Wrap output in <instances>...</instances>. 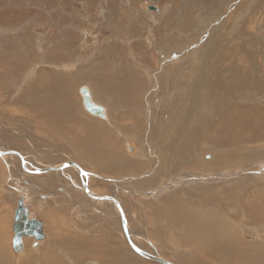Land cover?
Wrapping results in <instances>:
<instances>
[{
    "label": "bare ground",
    "instance_id": "bare-ground-1",
    "mask_svg": "<svg viewBox=\"0 0 264 264\" xmlns=\"http://www.w3.org/2000/svg\"><path fill=\"white\" fill-rule=\"evenodd\" d=\"M239 2L238 0H233L227 6L232 10V7ZM243 5H239L234 10L241 14L239 17L235 16L237 19L232 22L233 25L232 23L226 25L225 19H221L222 17L220 18V16L218 18L215 17L217 20L213 21L214 23L208 36L213 33L216 37L211 42H205L207 40L205 37L203 43V48L205 49L199 52L198 56L200 58L197 59V63L192 61L194 64L189 65L190 67L186 69L179 61L180 59H177L176 67L171 68V72L164 76L165 80H163L164 78L159 80L157 76H154L155 72L153 74V83H149L146 79L144 80L134 71L128 73L126 65H113V62L110 63L111 61L108 60L109 58H107L106 62L108 63L107 66H112L111 68H106V63H103L101 67L98 63L88 64L84 60V63L81 62L75 71L71 70L73 67L68 65L72 60L70 51L66 52L68 49H63V47L54 48L53 54L48 53L47 63L57 65V67L54 66L53 70L44 71L45 75L42 80L45 84L43 87L26 86L21 90V96L16 101L17 104L24 108L30 107L29 111H32L33 114L38 113L50 126H56L55 130L58 134L63 135L65 138L75 139L70 147L59 145L57 150L53 148L57 151L58 154L56 153V155L60 157V160L67 155H70V159H63V163L58 162L59 164L57 163V165L55 163L52 166L45 164L39 159L40 157L38 158L39 153H37V150H31V147L26 149L28 144L25 138H20L7 129L5 131L0 129V137L2 139L0 140V152L2 153L0 155V180L6 174H18L19 177L21 175L22 177L31 176L33 184L31 182L29 184L32 187L27 186L22 190L28 195L33 191L38 197L40 195L38 188H41L40 184H42V191L40 192L50 194V198L42 201L40 197L39 201L48 207L51 206V208L56 207L59 202L69 206L73 200L74 193H83V195L80 194L83 196L82 201L86 199L84 196H88L90 199L87 198V202L90 204L88 207L92 206L95 211L102 213L104 218L108 217V211L112 212V215L119 221L118 228L120 225L121 229L123 228L122 218L124 215L128 232H121V236L125 238L131 247L133 246L143 252L161 258H163L161 252L152 243H150V246L153 248L154 253H151L152 251H149L147 247L136 241V237L139 238L138 240L142 239L146 242L147 238L138 236L132 230V227L130 228L128 209L125 201L120 196V190H127L125 189L126 186L139 191H155L158 188H164L163 192L167 194L163 195L164 193H161L160 197L155 195V197L158 196L156 197L158 202L154 201L151 205L152 210L158 212L157 217L154 215V222L156 223L161 217H168L166 220L172 226L178 228L180 232L182 231L180 238L182 243L185 242L183 243L185 244L184 246L195 247L200 251L203 250L204 254L209 253L210 257L222 261L223 264H228L230 259L245 261V257H252V255L245 253L247 249L238 242L240 241L239 235H237L239 230H236L237 228L233 229L228 222H226V225L223 220L225 219L226 209L233 208L240 201L241 204L246 203L245 205L252 218L257 221L264 219V145L261 147L258 145L264 143V77L262 75L258 76L256 73L260 70V66L263 68L264 65L259 64L260 66L258 67L252 64L250 62V54H248L249 59L243 60L241 59L242 57L239 58V55L246 57L248 53L240 48L243 42L238 43L236 41L238 39H234L236 36L238 38V34L233 37L237 30V32L246 33L243 21L245 19L242 14L245 10ZM216 14L218 15V13ZM17 17L19 20L18 15ZM125 21L127 20L121 18L122 26L125 25ZM224 31L226 32L225 34ZM219 32L222 33L217 36ZM239 35L241 34L239 33ZM245 37H247L246 34L243 35V40ZM228 41L231 42L229 43ZM246 41H249L248 38H245ZM231 44L235 47L237 46V49L235 50L231 47ZM109 55L112 56V52ZM175 57L179 58L178 53L174 55ZM261 57H258L259 60ZM167 58L173 59L169 55ZM42 60L45 61L44 59ZM5 63H0V68H2L0 83L5 80H8V83L10 81L15 82L17 80L16 75L22 70L23 64L18 62L12 64L9 61L12 65L10 69H6ZM59 70L63 71L60 72ZM89 72L93 73L95 81L99 80V78L102 79L100 74H104L105 79H108L100 84L98 90H95L99 98L105 101L108 108L96 100L95 92L91 90L90 86L85 87L87 90L86 97L94 105L103 109L101 115L94 116L96 119H102V123L98 122V120L80 119L76 108L67 99L74 84L91 74ZM261 72H264V68ZM79 90L82 98V109L86 110L83 103L84 95L81 93V88ZM86 112L88 111L86 110ZM132 121L133 123L128 126L122 125ZM142 121L147 123V125L145 124L144 136H142L144 133H139L142 129L140 127ZM70 124L78 128L69 127ZM135 135H137V138ZM146 135H149L153 141L152 146L150 143H146L144 139ZM128 136L136 139L137 144L141 146L139 147L140 157L133 158L126 152L130 151L128 143L124 144ZM110 141L114 144H109ZM201 146L209 147L208 150L212 154L210 161H205L203 160L204 158L201 160ZM123 147L125 150H121ZM205 153L202 157L205 156ZM41 159L43 158L41 157ZM55 161H57L56 158ZM50 167L62 169L47 173L37 172L38 169ZM226 167H230V170H225ZM253 167L259 168H254V170ZM251 168L253 169L252 171L250 170ZM240 169H248V171L240 172L239 174H242V176L235 175L236 171ZM184 170L185 172L183 173ZM188 170L191 171L190 174L187 173ZM200 170H202L201 175L198 174L199 177H196L194 171ZM215 171H218V173ZM142 173L144 174L140 175V177L128 176L123 178V176L125 177L128 174L137 175ZM149 173L152 174L151 177L138 180ZM103 174L107 176H103ZM165 175L170 176L172 181L166 183ZM230 176H234L231 181L228 180ZM12 177L14 178V176ZM128 178L137 179L135 181L131 179L130 181ZM186 180L187 184L184 182ZM18 182L13 181L16 184ZM180 183H185L182 185L184 187L175 190ZM70 186L74 193L68 190ZM61 187H67L68 189L66 191ZM103 187L108 189L104 190L108 192L104 193L103 189H101ZM247 188L251 191V200L248 203L246 202L247 199H241L244 194H239L244 190L246 191ZM16 192H6L1 197L0 230L2 231H4V225L6 224H8L7 231L12 227L11 219ZM60 192H62V195ZM33 197L36 198V196ZM110 199L116 200L120 204L123 213ZM33 202L35 203V201ZM73 202L72 206L79 204L76 201ZM24 207L29 211L28 219H36L35 217L32 218L33 214L30 212L27 201ZM50 211L51 214L46 216L49 217V223H51L49 226L51 236L55 238V235L60 234V230L55 228V224L57 220L61 222L59 218L62 217L52 216L53 214L56 215V209ZM64 217L69 223L77 224L76 228L80 227L85 231L88 228L87 223L91 224V222L82 223L83 216L73 217L72 219L70 215L66 214ZM110 224L112 225V223ZM93 228L99 231L104 230L103 227L98 228L96 224L93 225ZM73 230L70 232L74 234V239L78 240L77 243L83 242L82 231ZM13 232L10 233L12 239L15 233ZM156 234L152 235L155 236ZM40 236L42 238L39 240L36 239L35 235L22 237V241L18 246L21 249L24 248L23 256L29 252H41L44 248L41 247L43 242H39L41 248H32L34 242L44 239L43 233ZM159 237L158 240L162 242V235L160 234ZM80 238L82 239L80 240ZM98 243L100 245L102 242L99 241ZM128 243H126L127 246ZM1 245L0 238V260L4 256V249ZM85 245L89 247H87L89 251H97L98 249L94 244L90 245V242H86ZM113 251L118 250L115 248ZM16 253L18 254V252ZM218 253L219 255H217ZM262 260L264 261V253H257L255 261L258 263L263 262ZM27 261L29 262L28 259ZM166 261L177 264V262L170 260ZM131 262L133 263V261ZM245 263L248 262L245 261Z\"/></svg>",
    "mask_w": 264,
    "mask_h": 264
},
{
    "label": "rangeland",
    "instance_id": "rangeland-1",
    "mask_svg": "<svg viewBox=\"0 0 264 264\" xmlns=\"http://www.w3.org/2000/svg\"><path fill=\"white\" fill-rule=\"evenodd\" d=\"M232 1L233 0H0V63L6 62L4 65L6 69H10V66L15 62L23 64L22 70L16 75L17 80L15 82L10 81V83H8V80H5L0 83V129L4 131L7 129L8 131L13 132L14 135L20 138H25L27 140L26 143L28 144L26 149L31 147V150H37V153H39L38 158L40 157L39 159L45 164L52 166L54 163L56 165L58 162L63 163V159H70V155H67L62 157L63 159L60 160V157L56 155L57 151L55 150H57V146L59 147V145L70 147V145L74 143L75 139L65 138L63 135L58 134L55 130L56 126H50L47 124L46 120L45 122L40 117L38 113L33 114L32 111H29L30 107L24 108L23 106L17 104L16 101L21 96V90L26 86H37V88L43 87L45 84L42 80L45 75L44 71L53 70L54 66L57 67V65L47 63L48 53L53 54L54 48L57 47L68 49L66 52L70 51L69 53H71L70 55L72 60L68 63V65L73 67L71 70L75 71L81 62L84 63V60H86L88 64L98 63L101 67L103 63H106L105 67L111 68L112 66H107L108 63L106 62L107 58H109L108 60L111 61L110 63L113 62V65H126L128 73L134 71L144 80L146 79L149 83H153L154 76H157L160 80L163 79L167 73L171 72V68L176 67V63L178 62L177 59H180L179 61L186 69L187 67H190L189 65L197 63V59L200 58L198 56L199 52L205 49L203 48L205 37L207 38L205 42H211L216 37L213 33L208 36L213 23L217 20L216 18L220 16V18L222 17L221 19H225L226 25H230L237 19L235 16L239 17L241 14L235 12L234 10L237 9L239 5L244 4L243 6L245 10L242 14L245 19L243 21L246 29V31L245 29L244 31L246 33L234 30L236 33H234V36L232 35L235 37L236 34H238V38L236 36L234 39H238L236 40L238 43L243 42L242 46L244 45V47L241 46L240 48L248 52L246 57L239 55V58L242 57L241 59L243 60L249 59L248 54H250V62L252 64L257 65L258 67L260 66L259 64L264 65V54L262 55V53H264V0H238L240 2L232 7V10H230L227 5L231 4ZM216 13H218V15ZM17 15L20 18L19 20ZM121 18L127 20L123 26L120 22ZM221 33L222 32H219L217 36ZM225 33L226 32L224 31V34ZM239 33L241 35H239ZM245 34L247 36L245 38H248L249 41L245 42V38L243 40V35ZM228 42L230 43L231 41ZM231 47L235 50L237 49V46L235 47L232 45ZM111 52L112 56L109 55ZM176 53H178L179 58H174ZM168 55L173 59L170 60L167 58ZM260 56L263 58L261 57L259 60L258 57ZM9 61H11L12 64L9 63ZM192 61L194 63H192ZM263 68L260 66V70L256 72L258 76L262 75L264 77V72H261ZM1 69L2 68H0V72H2ZM63 70L59 71L61 72ZM155 72L156 74L153 76ZM89 73L91 74L74 84L71 88V94L67 99L71 101L76 108V112L80 119L98 120V122L100 121L102 123V119H96L94 118V115L92 116L89 112L82 109V98L79 89L90 86L91 90L95 92V90H98L100 84L106 82L108 79H105L104 74H100L102 79L99 78L96 82L93 77V73ZM163 80H165V78ZM95 95L96 100H98L101 105L108 108L105 101L99 98V95H97L96 92ZM132 123L133 121L122 125L128 126ZM145 124L147 125V123L143 121L140 124L142 129L141 131L139 130V133H144L142 136L145 135ZM69 127L77 126L70 124ZM26 135L27 137H25ZM135 136L137 138V135ZM144 139L146 143H150L152 146L153 141L150 139L149 135H146ZM0 140H2L1 137ZM34 140L35 142H33ZM126 143H128L130 148L129 152L126 151L128 155L133 158L140 157L139 147L141 146L137 144V140L128 136V139H125L124 141V144ZM109 144L114 143L110 141ZM258 145L261 147L264 143ZM53 148H55V150ZM200 148H202V152L200 154L201 160L204 158L203 160L210 161L212 159V154L208 150L209 147L201 146ZM123 149L125 150L124 147L121 150ZM204 153L205 156L202 157ZM41 157L44 160L41 159ZM55 158L57 161H55ZM45 159L48 160L46 161ZM254 168L259 167H253V169ZM253 169L251 168L250 170L252 171ZM189 170L187 171L188 174H190L192 169L191 171ZM225 170H230V167H226ZM246 170L248 171V169H240L239 171H236L235 175L237 174L238 176H242V174L239 173ZM201 171L202 170L194 171L196 177L201 175ZM184 172L185 170L183 173ZM215 172L218 173V171ZM143 174L144 173L137 175L128 174L125 177L123 176V178H127L128 176L140 177V175ZM257 174L260 173L258 172ZM12 176H14V178ZM103 176L107 175L103 174ZM149 176L151 177L152 174H145L138 180L149 178ZM243 176H245V174H243ZM30 177L31 176L22 177V175L19 177L18 174H6L5 177L0 180V202L4 193L10 191H14L15 193L18 190V192H16V200H14V211L11 219L12 227H10V230L7 231L8 224H6L4 225V231L0 230L1 247L4 249V256H2L0 264H19L18 255L22 251L21 249L14 247V237L12 239L10 233L13 232V224H15V222L13 223V220H15L14 218L21 199H24V206L26 201L28 206H30V212L33 214L32 218L35 217L36 219L46 220L41 214V207H43L44 204H42L39 199L41 197V200L45 201L50 198V194L40 192L42 191V184H40L41 188H38L40 193L38 197L33 191L31 192L32 195H28L24 190H22L27 186L32 187L29 183L31 182L33 184V179ZM164 178L166 183L172 181L170 176L165 175ZM233 178L234 176H230L228 177V180L231 181ZM128 179L131 181L132 178ZM136 179L137 178L132 180L135 181ZM14 180L19 182L17 184L13 183ZM184 182L187 184V180ZM183 184L185 183H180L175 190H177V188H183ZM63 185L66 186L65 184ZM63 189L66 190L68 188L64 187ZM101 189H103L104 193L108 192L104 191L106 189L104 187ZM125 189L127 190H120V196L122 197V200L125 201V205L127 206L125 207L128 209L130 228L132 227V230H134L138 236L147 238V242L142 239L138 240L139 238L137 237L136 241L147 247L149 251H152L151 253L154 252L150 243H152L154 247L156 246L155 248L161 252V256L163 258L177 262V264H223L222 261L210 257L209 253L204 254L203 250L200 251L195 247L191 248L190 246H184L185 244L183 243L185 242L182 243V239L180 238L182 231L180 232L178 228L172 226L166 220L168 217H161L162 220L159 218L160 221L158 219L156 223L154 222V215L157 217L158 212L152 210L151 205L154 201L158 202L156 197H160V195H162L161 193H164V188H158L159 190H155L156 192L152 190L139 191L138 189H131L130 186H126ZM68 190L74 193L71 186ZM61 191L64 192L63 190ZM62 192H60L61 195ZM250 193L251 191L247 188L246 191L244 190L239 194H244L241 199H247L246 202L248 203L251 200ZM80 194L83 195V193H74L72 198L73 200L70 202L71 204L69 206L59 202L56 206L57 213L56 215L53 214V216L59 217H64L67 214L70 215L72 219L73 217L76 218L83 216V223L91 222V224L87 223V231L80 227L76 228L78 226L77 224H74L73 226L74 231H82L83 234L81 237L84 238V241L82 243L83 245H80V249L82 247L84 252H96L89 251V249H87L88 246L85 244L86 242H90V245H93L94 241H101L102 243H100V245L97 246L94 244V246L98 247V249L102 252H114L113 249L116 248L118 250L117 252H130L133 254V256L138 259L139 264H160L137 254L129 243L126 242L125 238H122L121 232H124V230L123 228L121 229V225L118 228L119 221L112 215V212L110 213V211H108V217L104 218L102 216L103 214L99 211H95L92 206L88 207L90 204L87 202V198L89 199V197L84 196L86 199L82 201L83 196ZM166 194L167 193H164L163 195ZM155 195L158 196L155 197ZM33 196H36L37 199ZM33 201H35V203ZM73 201H76V203L79 204L72 206L74 203ZM240 202L235 205L236 207L234 206L233 208H230L231 211L230 209H226L225 219L223 220L225 223L228 222L233 229L237 228L236 230H239L237 235H239L240 241L238 242L247 249V252L245 251V253L252 255V257L249 256V259L245 257V261L248 263H245V261H242L241 259H230L228 260V264H253L256 262L255 259L257 258V253H264V219L257 221L252 218L249 215L245 205L246 203L241 204ZM46 218L48 219V217ZM56 222L57 225L60 223L58 220ZM110 223H112V225ZM95 224L98 228L103 227L104 230H95L93 228V225ZM57 225H55V228L58 229V227H61V223L58 226ZM172 227H174V229H172ZM154 233L157 234L154 236L152 235ZM160 234L162 235V242L158 240L161 238L159 237ZM57 236L58 235H56V237ZM39 242L37 248H35V242L33 243L32 248H41L39 246ZM126 243H128V246ZM16 252H18V254ZM32 254L34 253L32 252ZM217 255H219V253ZM257 264H264V261L258 262Z\"/></svg>",
    "mask_w": 264,
    "mask_h": 264
},
{
    "label": "crops",
    "instance_id": "crops-1",
    "mask_svg": "<svg viewBox=\"0 0 264 264\" xmlns=\"http://www.w3.org/2000/svg\"><path fill=\"white\" fill-rule=\"evenodd\" d=\"M50 208H51V206L48 207V206H45V204H44V206L41 207V209H42L41 214L43 215V217L46 220L37 219V220L41 221V223H42V231H43L42 233L44 236V240H40V241H43V244L41 247H44V248L46 246L47 247L45 249L43 248L41 250V252H33L34 254H32V252H29L26 256H23L22 252H23L24 248L21 249V248H19L20 246H18V248L21 249V251H22L19 253V264H130V263L131 264H139L138 259H136V257H134L133 254H131L130 252H117V251H114V252H105L104 251V252H102L99 249H97L96 252H84L82 247L80 249V245H83L82 244L83 242L80 241L81 238L79 240L80 242L77 243L78 240L76 241L73 237L74 234L72 232H70L74 229V227H73L74 223H72V222L69 223V221L65 217L59 218V220L61 221L60 222L61 227H58V230H60V233H61L60 237L58 234L57 237L55 235V239L52 238V236L49 232V226L51 225V223H49V219H47L46 217L49 214H51L50 210L53 211V209L55 210L56 207L51 208V209ZM46 212H48V213H46ZM45 214L47 216H45ZM63 219L65 220V222ZM14 222H15V220H14ZM82 223H83V221H82ZM55 225H57V224H55ZM13 229H14V227H13ZM81 236H83L82 232H81ZM47 241H50V242H47ZM82 241H84V240H82ZM38 242L39 241L35 242V248H37ZM98 242L99 241L94 242V244L98 245L99 244ZM24 258L26 260H22ZM27 259L29 260V262L27 261ZM131 261H133V263Z\"/></svg>",
    "mask_w": 264,
    "mask_h": 264
},
{
    "label": "water",
    "instance_id": "water-1",
    "mask_svg": "<svg viewBox=\"0 0 264 264\" xmlns=\"http://www.w3.org/2000/svg\"><path fill=\"white\" fill-rule=\"evenodd\" d=\"M81 93L84 95V102L83 103H84V106L86 107V110L94 116L101 115L103 113V109L101 107L94 105L90 101V99L88 97H86L87 90L85 89V87L81 89ZM11 153H13V152H11ZM0 155H2L1 152H0ZM61 169L62 168L50 167V168H45V169H40V170L38 169L37 172L38 173L39 172L47 173L50 171L61 170ZM87 193L89 195V191ZM110 200H112L119 207L121 212L123 213L120 204L116 200H113V199H110ZM28 216H29V211H28V209L24 208L23 199H21L19 202L18 210L16 212V216H15L16 222L14 225L15 234H14V243H13L15 248H18L17 246L22 241L23 236H34L35 235L37 240L42 238V236H40V235H42V223H41V221L36 220V219H33V220L28 219ZM122 221H123V229L127 233L128 227H127V221H126L124 215H123ZM132 248L135 250V252L137 254H139L140 256H142L146 259L152 260V261L160 263V264H173V263L166 261L165 259H163L161 257L151 255L147 252H143V251H141V250H139L133 246H132Z\"/></svg>",
    "mask_w": 264,
    "mask_h": 264
}]
</instances>
